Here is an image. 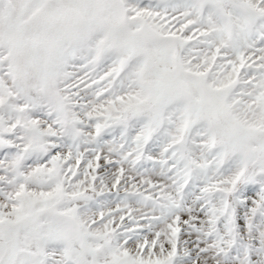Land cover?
Returning a JSON list of instances; mask_svg holds the SVG:
<instances>
[{
    "label": "snow or ice",
    "instance_id": "snow-or-ice-1",
    "mask_svg": "<svg viewBox=\"0 0 264 264\" xmlns=\"http://www.w3.org/2000/svg\"><path fill=\"white\" fill-rule=\"evenodd\" d=\"M0 264H264V0H0Z\"/></svg>",
    "mask_w": 264,
    "mask_h": 264
}]
</instances>
